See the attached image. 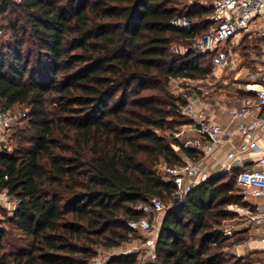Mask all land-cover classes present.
Listing matches in <instances>:
<instances>
[{
	"label": "trees",
	"instance_id": "obj_1",
	"mask_svg": "<svg viewBox=\"0 0 264 264\" xmlns=\"http://www.w3.org/2000/svg\"><path fill=\"white\" fill-rule=\"evenodd\" d=\"M19 1L30 37L18 22L9 25L0 112L24 107L27 135L14 153L0 150V191L20 200L10 224L30 240L2 254L11 232L0 229V264H92L94 246L116 248L132 238L128 222L141 217L133 209L154 198L171 204L157 236L158 264H246L227 259L234 233L218 228L234 217L228 206L248 207L239 170L202 183L183 204L174 203V186L159 171L195 157L176 137L192 123L179 115L187 101L167 88L173 79L210 76V55L192 46L209 29L213 8L178 0ZM0 3L3 13L15 6ZM176 16L195 27L173 28ZM181 45L188 51L174 54Z\"/></svg>",
	"mask_w": 264,
	"mask_h": 264
},
{
	"label": "built area",
	"instance_id": "obj_2",
	"mask_svg": "<svg viewBox=\"0 0 264 264\" xmlns=\"http://www.w3.org/2000/svg\"><path fill=\"white\" fill-rule=\"evenodd\" d=\"M210 6L213 8V13L207 20L211 25L197 38L192 50L198 54L210 55L213 69H233L243 76L249 81L247 87H251L254 97L242 99L241 105L237 108L224 107L229 117V127L215 122L209 118V115L201 114L206 107L205 102L192 97L190 104L185 108L192 123L189 126L185 125L176 137L181 138L192 130L196 133L195 137L183 143V147L192 150L195 157L183 156L180 164L161 168L168 181L174 186V203L183 204L196 187L214 177L213 172L204 165V160L214 157L219 149L229 144L230 149L218 162L220 166L218 173H232L238 169L237 184L241 188L244 201L264 200V155L256 158L258 168L246 166V161L253 156L256 137L264 130V0H212ZM170 25L189 32L195 27L196 22L176 16L170 21ZM242 37L260 42L261 58L257 70L247 71L239 66L242 57L238 40ZM187 51L188 49L181 50L178 47L173 49L174 54H185ZM26 113H15L10 110L0 112V135L24 120ZM236 138L239 142L235 144L233 141ZM0 197L6 206H10L9 210L14 208L15 211L20 205V200L10 198L6 190L0 194ZM170 207L171 204L165 205L160 199L154 198L133 209L140 213L141 217L129 221V228L134 232L148 234L144 242V250L151 260L142 264H158L156 241L161 225L155 222V218L157 215H165ZM235 213L245 217L247 222L260 225L264 223V202L257 205L255 212L248 207H236ZM222 231L229 236L233 227L230 226ZM261 243L264 245V231ZM109 262L108 257L98 255L93 259L92 264H109Z\"/></svg>",
	"mask_w": 264,
	"mask_h": 264
},
{
	"label": "rangeland",
	"instance_id": "obj_3",
	"mask_svg": "<svg viewBox=\"0 0 264 264\" xmlns=\"http://www.w3.org/2000/svg\"><path fill=\"white\" fill-rule=\"evenodd\" d=\"M15 3L14 7L9 8L5 13L1 12L2 4L0 3V50L4 53L7 52L6 47L11 43H13V39L11 38V31L8 29L9 25L18 22L19 29H24V31L27 32V37H30L29 31H27L28 25L24 21V16L21 11V9L18 7L20 4L19 0H13ZM180 2H183V6L187 5L190 7V5L198 3L202 6H210V3L212 0H178ZM180 7V9L183 8ZM188 9V8H187ZM186 9V10H187ZM185 10V11H186ZM183 10V13L185 12ZM20 35L23 36V31L20 32ZM243 39L249 40L248 37L240 38L238 40L239 46L238 48L243 47ZM252 45L250 48L255 51L256 54H259V50L257 47H254L253 40H250ZM250 43V42H249ZM250 43V44H251ZM28 43H25V48L27 47ZM256 45V42H255ZM176 47V46H175ZM181 50H185L186 47L181 45L177 46ZM207 60V59H206ZM207 66L212 70L210 76L205 79H199V80H189L184 78H177L170 81V84L167 88V92L169 95H172L174 97H181L182 99H185L187 101V105L190 104L192 97L194 95H197L195 100L203 101V102H217L216 100L220 97V91L219 86L224 84L226 81H231L229 77H227V71L226 70H216L211 67L210 64L206 61ZM229 76V75H228ZM228 82V83H229ZM54 97L49 98V110L52 111L54 108H56V105L52 104L51 102L54 101ZM185 107H182L180 110L181 116H183L182 121H191L190 116L188 115V111L185 109ZM15 113H24L27 112V110L24 109V107H17L13 110ZM191 123L185 124L190 125ZM179 127L178 132L184 128ZM159 135H165L164 132L156 131ZM27 135V121L22 120L17 125L13 126L11 129L6 130L2 132V136L0 137V150L1 151H7L8 153L12 154L14 153L15 149L19 148V142L20 139L25 138ZM69 135H73V132L69 133ZM60 141L63 144H67L71 146V143L69 141H65L62 136H58ZM181 141V140H180ZM183 141V140H182ZM181 141V143H182ZM67 155V154H63ZM161 173L163 172V168H159ZM239 190L237 185H234V192L237 193ZM3 191H0V194ZM11 198V197H10ZM2 200V197H0V201ZM3 201V200H2ZM0 202V229H4L6 232H11L8 237L4 238L3 241V249L2 254L9 255L14 251H17L19 248H25L28 244V241L30 240L26 236L22 235L20 231L17 230V228L10 224V218L13 216L14 208H11L10 210L6 206L4 202ZM165 205H168L170 203L164 201ZM231 206L227 207V211L233 214V218L226 219L225 221L221 222L220 226H218L219 229L224 230L230 226L233 227V238L229 240L227 245H232V248L229 250L228 248H225L224 251L229 253V257L227 259H230L232 257L235 258H245L244 263H250V264H258L259 261L264 260V254L261 255L260 253H248L251 245H244L242 250L247 252L248 254L241 255L237 253L236 246L240 245L242 242H240V239H245L243 233L235 232L237 228H242L247 225L246 218L242 215H238L235 213L236 207L240 206H233V208H230ZM160 220V219H159ZM148 237V234H142L139 232H135L132 238L124 243L120 247L111 248V249H105L101 246H94L93 249L96 252V256L101 255L104 257H108L110 261H112L115 258L120 257H130L131 259L136 260V264H142L146 262H150L151 258L146 255L147 251L144 250V242L146 241ZM238 241V242H237ZM231 243V244H230ZM233 243H236V245ZM233 254V255H232ZM92 263V262H91Z\"/></svg>",
	"mask_w": 264,
	"mask_h": 264
},
{
	"label": "crops",
	"instance_id": "obj_4",
	"mask_svg": "<svg viewBox=\"0 0 264 264\" xmlns=\"http://www.w3.org/2000/svg\"><path fill=\"white\" fill-rule=\"evenodd\" d=\"M250 40L256 41V46L259 50V54H256L251 47L252 43ZM251 44H250V43ZM241 50V61L239 62V66L245 68L247 71L249 70H257L260 67V58H261V48L260 42L254 39H243V47L240 48ZM227 77L231 79V81H226L224 84L219 86L220 97L217 102H205L206 107L202 110L201 114L209 115V118L214 120L215 122L222 124L223 126L229 127V117L224 110V107H239L241 105V100L244 98H253L254 93L250 90L251 87H247L249 81H247L243 76L238 74L233 69L226 70ZM229 82V83H228ZM250 86L251 83H250ZM197 95L195 96V98ZM219 104V106H216ZM209 109V110H208ZM189 126V125H188ZM196 136V133L192 130L187 132L183 137L178 138L184 143L185 140H189ZM1 137V135H0ZM235 144L239 142V139L236 138L233 141ZM230 149V145H224L221 149H219L214 157L208 158L204 160V165H207L208 168L213 172L214 176L220 175L219 169V161H221L226 152ZM253 156L251 159L246 161V166L249 168H258L256 164V158L259 155H264V130L261 131L254 142L253 146ZM223 174V173H221ZM248 203V208L255 212L257 205H260L264 202L262 199H250L249 201H245ZM234 206V205H232ZM241 207V206H240ZM164 215H157L155 218V222L159 225L162 224ZM160 219V220H159ZM247 222V221H246ZM264 231V223L258 225L255 223L247 222V225L242 228H237L235 232L243 233L246 237L245 240L238 246H236L237 253L241 255H245L248 253H260L261 255L264 254V245L261 243V237ZM251 245L250 249L247 252L242 250L244 245ZM258 264H264V260L261 262L259 261Z\"/></svg>",
	"mask_w": 264,
	"mask_h": 264
},
{
	"label": "water",
	"instance_id": "obj_5",
	"mask_svg": "<svg viewBox=\"0 0 264 264\" xmlns=\"http://www.w3.org/2000/svg\"><path fill=\"white\" fill-rule=\"evenodd\" d=\"M195 96H196V95L193 96V99H195ZM175 202H177V201H175Z\"/></svg>",
	"mask_w": 264,
	"mask_h": 264
}]
</instances>
